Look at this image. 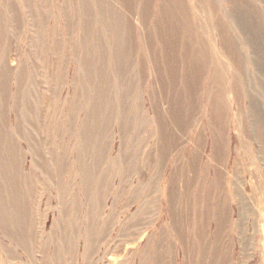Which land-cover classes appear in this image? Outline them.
<instances>
[{"label": "rangeland", "instance_id": "rangeland-1", "mask_svg": "<svg viewBox=\"0 0 264 264\" xmlns=\"http://www.w3.org/2000/svg\"><path fill=\"white\" fill-rule=\"evenodd\" d=\"M0 264H264V0H0Z\"/></svg>", "mask_w": 264, "mask_h": 264}]
</instances>
